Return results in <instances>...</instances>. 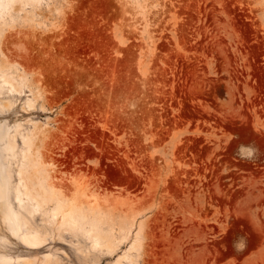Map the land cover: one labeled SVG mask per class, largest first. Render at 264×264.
Returning <instances> with one entry per match:
<instances>
[{
  "label": "rangeland",
  "instance_id": "1",
  "mask_svg": "<svg viewBox=\"0 0 264 264\" xmlns=\"http://www.w3.org/2000/svg\"><path fill=\"white\" fill-rule=\"evenodd\" d=\"M0 63L4 163L42 189L0 264H264V0L15 4Z\"/></svg>",
  "mask_w": 264,
  "mask_h": 264
},
{
  "label": "bare ground",
  "instance_id": "2",
  "mask_svg": "<svg viewBox=\"0 0 264 264\" xmlns=\"http://www.w3.org/2000/svg\"><path fill=\"white\" fill-rule=\"evenodd\" d=\"M39 0H0V18L4 17L5 14H10L11 9L15 4L25 5L31 3H37ZM3 69V64L0 63V71ZM3 82H10L13 86L11 80L6 77L4 73L1 74ZM0 105L3 108L7 107L9 103H2ZM1 108V109H3ZM18 126V124H17ZM25 141V137H22ZM0 141H3V145L0 142V216L2 220L7 225L8 229L12 232H16L19 228L18 220H23L24 223H27V219L24 217L20 210H17L11 200L10 194L13 193L14 198L16 199L19 206L28 210L29 213L33 212L34 209L40 204V195L42 193V189L40 187H35L32 182L33 174L24 175L23 171H19L20 180L15 184L10 180V167L9 165L4 163V159L6 158V154L13 156L14 148L16 144V132L10 131V127L7 123L0 122ZM36 202L35 204H31L30 202ZM23 237L25 241L35 245L38 244L41 240L40 234L36 230L26 229L23 231ZM95 241H99V238H102L103 235L93 234ZM5 240V237H1ZM48 257V255H46ZM3 255L0 254L1 262H7ZM24 260V259H22ZM25 261V260H24Z\"/></svg>",
  "mask_w": 264,
  "mask_h": 264
},
{
  "label": "clouds",
  "instance_id": "3",
  "mask_svg": "<svg viewBox=\"0 0 264 264\" xmlns=\"http://www.w3.org/2000/svg\"><path fill=\"white\" fill-rule=\"evenodd\" d=\"M237 155L242 160H247L251 162L255 159H258L261 153H260V149L254 144H248V145L241 144L237 148ZM246 245H247L246 236H238L233 241V248L235 251H242L246 247Z\"/></svg>",
  "mask_w": 264,
  "mask_h": 264
}]
</instances>
